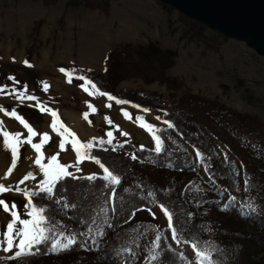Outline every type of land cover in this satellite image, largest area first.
Instances as JSON below:
<instances>
[{
	"label": "rangeland",
	"instance_id": "obj_1",
	"mask_svg": "<svg viewBox=\"0 0 264 264\" xmlns=\"http://www.w3.org/2000/svg\"><path fill=\"white\" fill-rule=\"evenodd\" d=\"M202 25L161 0H111L107 4L104 0H0V87L7 85L6 93H11L13 80L10 77H14L20 82L15 85L18 92L36 97V100H19L15 95L0 94V115L10 121L9 125L3 123V129L20 133L21 140L26 139L27 129L7 114L15 109L36 131L33 143H38L47 132L51 139L42 149L46 151L44 163L51 155L59 153L58 159L62 164L73 165L76 154L70 143L66 150L59 148L64 137L52 130L53 118L50 112L40 111L41 106L56 111L59 121L82 143L106 142L107 132L112 131L113 144L127 141L137 149L142 145L153 149L155 142L151 133L135 118L143 116L144 122L165 125L156 119L161 111L149 109L145 112L133 105L116 104L98 93L89 95L80 87L84 81L78 78L68 82L67 72H71V67H80L101 75L108 83L107 57L127 43L135 46L154 43L164 51L175 52L171 58L174 62L163 70L164 75L154 72L156 79L152 81L136 74L129 76L115 84L116 92L138 93L145 97L155 94L160 102L168 104L170 110L179 106V100L185 93L196 94L250 114L264 123V56L257 54L245 41L223 36ZM24 61L32 66H27ZM61 68L66 71L61 72ZM161 77L176 80L180 87H169ZM44 84L49 85L47 90ZM88 87L95 92L90 85ZM90 105L96 109L95 112L91 111ZM122 109L132 118H126ZM85 113H88L87 119ZM229 125L235 133L232 140L227 136L229 128L220 123L214 126L220 140L212 135L211 140L217 150H228L224 141L228 142L239 161H242L243 150L247 147L264 151V131L235 121ZM34 151L31 145L22 143L17 166L10 175H6L12 157L10 150L3 145L0 132V184L12 189L0 194V199L6 200L10 207L14 202L22 218H28L24 208L27 197L23 191L35 192L44 179L43 173L31 165ZM79 167L81 172H76L74 167H69V171L77 177L93 173L103 175V170L94 161L85 160ZM28 173H32L35 179L20 184ZM202 175L209 181L205 170ZM18 185L20 192L15 191ZM193 188L196 195L203 193L204 187L199 180L194 181ZM214 188L222 195L223 188L221 191L216 185ZM10 219V214L0 206V239ZM132 221H146L157 227L167 225L166 217L157 204L138 210ZM136 234H139V239L144 236V232ZM146 234L147 237L140 241L141 246L151 247L156 238L153 227ZM84 236L90 242L88 234ZM169 237L175 250L188 256L191 264H197L189 244L177 243ZM15 251L18 249L5 252L0 246L2 256L14 257ZM87 262L94 264V261Z\"/></svg>",
	"mask_w": 264,
	"mask_h": 264
},
{
	"label": "trees",
	"instance_id": "obj_2",
	"mask_svg": "<svg viewBox=\"0 0 264 264\" xmlns=\"http://www.w3.org/2000/svg\"><path fill=\"white\" fill-rule=\"evenodd\" d=\"M174 56L175 52L164 51L154 43L145 46L127 43L107 57L108 83L101 75L71 67L70 71L75 69L73 78L91 79L101 91L141 110H159L160 120L169 121L174 127L154 125L163 141L161 153L154 151L155 146L137 149L127 142L101 145V140H96L91 155L121 177V183L115 186V198L109 199L112 186H106L107 182L100 178L103 175H96L97 179L91 181L83 178L87 175L65 178L58 182L51 197L37 189L33 200L38 207L45 208L53 238L63 232L66 236L75 235L77 243L67 250L53 252L48 241L38 246L39 251L34 248L31 254L11 259L0 255V264H89L87 261L191 264L188 256H182L172 246L168 222L157 227L146 221H132L138 210L155 204L159 208L163 204L172 212L180 241L196 242L207 248L216 264H264V151L247 147L239 161L228 142L224 141L228 150L220 152L211 140V135L220 140L214 127L219 123L229 128L230 140L235 133L228 123L235 121L259 131H264V123L196 94L185 93L179 106L170 110L155 94L145 97L115 91L116 83L133 74L147 81L156 79L154 72L164 75L163 70L173 64ZM161 78L171 88L180 87L174 79ZM133 154L138 159H132ZM203 170L209 181L204 179ZM195 180L201 182L203 193L196 195ZM214 185L219 191L223 188L222 195L215 191ZM149 192L153 195L149 196ZM150 227L156 233L155 241L151 247H143L140 241L147 237ZM136 232H144L143 239ZM85 233L90 242L85 239Z\"/></svg>",
	"mask_w": 264,
	"mask_h": 264
},
{
	"label": "snow or ice",
	"instance_id": "obj_3",
	"mask_svg": "<svg viewBox=\"0 0 264 264\" xmlns=\"http://www.w3.org/2000/svg\"><path fill=\"white\" fill-rule=\"evenodd\" d=\"M24 63L29 67L32 66L29 64L28 61H24ZM60 71L65 72L66 70L61 68ZM74 72L75 69H73L71 72H67L69 83L72 82ZM77 78L84 81V83L81 84L80 87H82L85 92H88L89 95H94L98 93L101 96L107 97L109 101H115L116 104L122 105L129 103L128 101L118 99L117 97L112 96L107 92L101 91L100 88H98L97 85L91 79H88L84 76H79ZM10 79L13 80L12 92L6 93V89L8 86L5 85L3 87H0V94L15 95L16 98L19 100H36L35 96H26L25 92H18L15 88V85L19 84L20 82L15 80L14 77H10ZM89 85L91 89L95 90V92L90 90V88L88 87ZM48 87L49 85L44 84L45 90H47ZM26 89L27 86H25V91ZM107 106L112 107L111 104H108ZM89 107L91 108L92 112L96 111V109L91 105ZM40 111L50 112L53 118L51 122L52 130L58 133L59 136L64 137V139H61L59 143V148L62 151L66 150V145L70 143L71 148L75 151L76 154V162L73 165L62 164L58 159L59 153H56L54 155H51L47 163H44V152L42 151V149L44 148V145L47 144L51 139L49 134L47 132L43 133V136L40 141L38 143H33V138L37 135L36 131L29 125L27 121L24 120L22 116L17 114L15 109H13L7 114L13 117L16 121H18L19 124L23 125L25 129H27V137L25 140H21L20 133H11L7 130H4L3 122L0 121V132H2L3 135V145L5 148L10 150L12 157L11 167L8 168L6 175H10L12 171L16 168L17 161L19 159L20 145L22 143H26L31 145L35 152L39 154L35 159V164L39 166V170L43 173L44 176V179L40 181L39 185L40 193H45L49 197L53 196L55 190L57 189L59 181L65 178H80L75 176L72 171H69V167H74L76 169V172H81L82 169L79 167V165L85 160H91L94 161L97 165H99L100 169L103 170V176L100 178L107 182L106 186H112L111 195L109 199H114L117 195L115 186L121 183V177L119 175L114 174V172L110 170V168L106 166L105 163H102L101 159H99L97 156L91 155V150L94 148L95 145L92 142H80V140L76 137V134L74 132H71L70 129H68L61 121H59V116L56 111L48 109L44 106L40 107ZM143 111L147 112L149 110L143 109ZM122 112L126 118H132L131 114L128 113L126 110L122 109ZM84 115L85 119H87L88 113H85ZM135 119L138 122H141V127L145 128L151 133L155 141L154 151L156 153H161L163 151V141L161 139V136L157 134L155 126L150 123L144 122L143 116H137ZM156 119L159 120L161 118L157 117ZM108 123L112 124L111 119H108ZM164 123L167 124L169 128L174 127V125L169 121H164ZM122 135L127 136L128 133H122ZM107 136L108 140L106 141V143L112 145L113 132L108 131ZM126 142L127 141H125V143ZM103 143H105V141H100L101 145H103ZM120 147H123V145H120ZM143 147L144 146L142 145L141 149H143ZM196 155L197 157H200L201 153L199 152V150H197ZM131 158L134 160L138 159L135 154H133ZM83 178L91 181L97 179V176L95 173H93ZM29 179L34 180L35 176H33L32 173H28L23 177V179L19 183L23 184ZM244 183L247 185L248 181H244ZM9 191H12L10 187H6L5 185L0 184V194ZM15 191H22L19 185L15 188ZM23 194L25 197H27V202L24 205V208L27 210L26 216L28 218H22L19 210L17 209V205L14 202L11 204L10 207L6 200L0 199V206L3 207V211L10 214L11 216V219L6 224V230L3 231V238L0 239V246L3 247V250L5 252H11L14 248L18 249V251H15V257H20L25 254H31L34 248L39 251L38 246L48 241H51V250L53 252L67 250L77 243L75 235L65 236L63 232H60L58 237L53 238V236L51 235V229L47 226L48 217L45 215V208L38 207L34 203L33 197L38 193L34 191L24 190ZM148 195L151 196L153 195V193L149 192ZM229 199L234 201L235 197H229ZM56 202L59 203V201ZM249 207H251V205H249ZM160 208L167 217L168 227L171 230L172 239L175 240L177 243H180L181 241L177 238V229L173 224L172 212H170L169 209L163 204L160 205ZM149 211L151 210L149 209ZM159 239V236H157V246H159ZM184 243H190V247L195 253L197 264H216L212 256V252L209 251L207 248H201L198 243L189 242L187 240H185ZM181 255L183 256V253H181ZM9 258L11 259L12 257ZM153 259H155V257H153Z\"/></svg>",
	"mask_w": 264,
	"mask_h": 264
},
{
	"label": "water",
	"instance_id": "obj_4",
	"mask_svg": "<svg viewBox=\"0 0 264 264\" xmlns=\"http://www.w3.org/2000/svg\"><path fill=\"white\" fill-rule=\"evenodd\" d=\"M223 36L264 56V0H161Z\"/></svg>",
	"mask_w": 264,
	"mask_h": 264
},
{
	"label": "bare ground",
	"instance_id": "obj_5",
	"mask_svg": "<svg viewBox=\"0 0 264 264\" xmlns=\"http://www.w3.org/2000/svg\"><path fill=\"white\" fill-rule=\"evenodd\" d=\"M3 121V123H7V125H9L10 124V121L9 120H7V118H6V116H4L3 114L2 115H0V121ZM50 127V126H49ZM47 130H50V128L49 129H47ZM35 152V151H34ZM44 152V157H46V151H43ZM39 154H37L36 152H35V155H32V160L33 161H31L32 162V166L33 167H35L36 168V171H39V166L38 165H36L35 164V159H36V157L38 156ZM34 156V157H33ZM48 161V160H47Z\"/></svg>",
	"mask_w": 264,
	"mask_h": 264
}]
</instances>
